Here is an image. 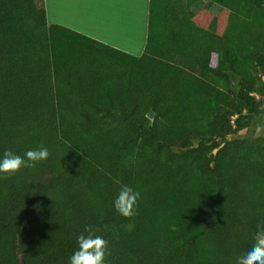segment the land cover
I'll use <instances>...</instances> for the list:
<instances>
[{
    "label": "trees",
    "instance_id": "1",
    "mask_svg": "<svg viewBox=\"0 0 264 264\" xmlns=\"http://www.w3.org/2000/svg\"><path fill=\"white\" fill-rule=\"evenodd\" d=\"M149 0L139 56L0 0V264H238L264 232V0ZM152 110L154 116L147 114ZM140 197L114 207L121 188Z\"/></svg>",
    "mask_w": 264,
    "mask_h": 264
},
{
    "label": "crops",
    "instance_id": "2",
    "mask_svg": "<svg viewBox=\"0 0 264 264\" xmlns=\"http://www.w3.org/2000/svg\"><path fill=\"white\" fill-rule=\"evenodd\" d=\"M44 1L49 24L63 25L136 56L142 53L149 0ZM119 38L125 42H119Z\"/></svg>",
    "mask_w": 264,
    "mask_h": 264
},
{
    "label": "clouds",
    "instance_id": "3",
    "mask_svg": "<svg viewBox=\"0 0 264 264\" xmlns=\"http://www.w3.org/2000/svg\"><path fill=\"white\" fill-rule=\"evenodd\" d=\"M50 153L48 148L41 147L27 151L24 156H17L8 152L0 159V173H16L24 167H34L46 161ZM140 193L123 186L114 201V207L123 216L133 215V207L139 199ZM79 250L70 258L69 264H105L107 241L100 236H80ZM238 264H264V232L256 234V243L249 246L238 259Z\"/></svg>",
    "mask_w": 264,
    "mask_h": 264
},
{
    "label": "rangeland",
    "instance_id": "4",
    "mask_svg": "<svg viewBox=\"0 0 264 264\" xmlns=\"http://www.w3.org/2000/svg\"><path fill=\"white\" fill-rule=\"evenodd\" d=\"M202 7H206L208 8L209 10H211L212 12L214 13H218V9L219 8V5H217L216 3H208V0H199L192 8L194 11L198 10L199 8H202ZM119 42H125L123 40V38H119L118 39ZM244 133H250V134H253V135H264V130L258 128V127H254L252 128V130H250L249 132L248 131H243Z\"/></svg>",
    "mask_w": 264,
    "mask_h": 264
},
{
    "label": "water",
    "instance_id": "5",
    "mask_svg": "<svg viewBox=\"0 0 264 264\" xmlns=\"http://www.w3.org/2000/svg\"><path fill=\"white\" fill-rule=\"evenodd\" d=\"M147 116H148L150 119H152V118H153V116H154V113H153V111H152V110H149V112H148Z\"/></svg>",
    "mask_w": 264,
    "mask_h": 264
}]
</instances>
